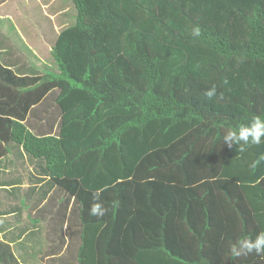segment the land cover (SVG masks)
Returning a JSON list of instances; mask_svg holds the SVG:
<instances>
[{
	"label": "trees",
	"instance_id": "obj_1",
	"mask_svg": "<svg viewBox=\"0 0 264 264\" xmlns=\"http://www.w3.org/2000/svg\"><path fill=\"white\" fill-rule=\"evenodd\" d=\"M64 3L51 70L0 64V141L39 161L80 228L52 264H264L231 253L264 232V143L223 142L264 119V0Z\"/></svg>",
	"mask_w": 264,
	"mask_h": 264
},
{
	"label": "crops",
	"instance_id": "obj_2",
	"mask_svg": "<svg viewBox=\"0 0 264 264\" xmlns=\"http://www.w3.org/2000/svg\"><path fill=\"white\" fill-rule=\"evenodd\" d=\"M65 12L64 0H0V64L20 76L33 72L43 75L51 70L48 40L58 27L56 15ZM28 119L25 123L32 133L47 132L43 119L44 124ZM3 148L6 152L0 155V250L8 247L13 256L0 254V263L52 264L72 258L80 230L76 213L70 221L72 198L67 207L61 206L64 195L57 187L45 185L44 196L37 200L40 188L49 178L39 179V161L30 159L21 146L0 141V153ZM55 195L60 197L58 201Z\"/></svg>",
	"mask_w": 264,
	"mask_h": 264
},
{
	"label": "clouds",
	"instance_id": "obj_3",
	"mask_svg": "<svg viewBox=\"0 0 264 264\" xmlns=\"http://www.w3.org/2000/svg\"><path fill=\"white\" fill-rule=\"evenodd\" d=\"M193 34L198 36L199 30L193 29ZM216 94V89L213 87L210 89L206 96L212 98ZM224 143L229 148L233 145H240V151L244 150L245 145H260L264 143V119L259 116H254L250 123L240 126L238 130L229 131L224 137ZM243 142V144H241ZM106 213L100 204H94L90 209V214L97 217H102ZM231 253L235 257L247 256L255 253L258 256L264 255V232L258 234L255 239H245L239 242L238 245H234L231 248Z\"/></svg>",
	"mask_w": 264,
	"mask_h": 264
},
{
	"label": "rangeland",
	"instance_id": "obj_4",
	"mask_svg": "<svg viewBox=\"0 0 264 264\" xmlns=\"http://www.w3.org/2000/svg\"><path fill=\"white\" fill-rule=\"evenodd\" d=\"M41 196H43L42 191L39 193V197L37 196V200H40ZM60 199V197L58 195H55V200L58 201Z\"/></svg>",
	"mask_w": 264,
	"mask_h": 264
}]
</instances>
